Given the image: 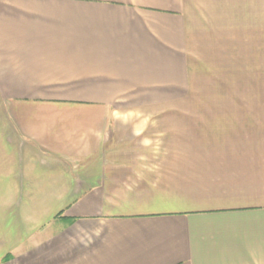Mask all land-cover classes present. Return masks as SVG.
Masks as SVG:
<instances>
[{"label": "crops", "instance_id": "1", "mask_svg": "<svg viewBox=\"0 0 264 264\" xmlns=\"http://www.w3.org/2000/svg\"><path fill=\"white\" fill-rule=\"evenodd\" d=\"M205 67L264 0H0V264H264V107L166 105Z\"/></svg>", "mask_w": 264, "mask_h": 264}, {"label": "rangeland", "instance_id": "2", "mask_svg": "<svg viewBox=\"0 0 264 264\" xmlns=\"http://www.w3.org/2000/svg\"><path fill=\"white\" fill-rule=\"evenodd\" d=\"M166 105L189 108H263L264 69L193 68L190 70L188 99L183 104L176 101Z\"/></svg>", "mask_w": 264, "mask_h": 264}]
</instances>
